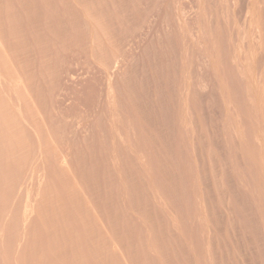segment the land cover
Masks as SVG:
<instances>
[{
    "label": "rangeland",
    "instance_id": "obj_1",
    "mask_svg": "<svg viewBox=\"0 0 264 264\" xmlns=\"http://www.w3.org/2000/svg\"><path fill=\"white\" fill-rule=\"evenodd\" d=\"M0 264H264V0H0Z\"/></svg>",
    "mask_w": 264,
    "mask_h": 264
},
{
    "label": "bare ground",
    "instance_id": "obj_2",
    "mask_svg": "<svg viewBox=\"0 0 264 264\" xmlns=\"http://www.w3.org/2000/svg\"><path fill=\"white\" fill-rule=\"evenodd\" d=\"M221 3V2H220ZM213 7V6H212ZM245 11V10H244ZM183 15V14H182ZM210 17V16H209ZM208 17V18H209ZM242 18V17H241ZM229 22H230V20H229ZM243 23V22H242ZM232 27V26H231ZM242 38V37H241ZM234 51V50H233ZM179 53V52H178ZM259 54V53H258ZM236 55V54H235ZM242 58V57H241ZM228 59V58H227ZM258 61V60H257ZM241 66V65H240ZM242 68V67H241ZM257 69V68H256ZM220 70V69H219ZM178 71V70H177ZM196 73V72H195ZM221 73V72H220ZM227 79V78H226ZM241 79V78H240ZM258 79V78H257ZM240 84V83H239ZM242 85V84H241ZM244 92V91H243ZM251 97V96H250ZM166 101V100H165ZM260 115V114H259ZM123 120V119H122ZM260 121V120H259ZM260 124H261V122H260ZM189 125V124H188ZM36 168V167H35ZM22 178V177H21ZM230 186V185H229ZM30 204V203H29ZM183 210V209H182ZM206 210V209H205ZM31 214V213H30ZM98 217V216H97Z\"/></svg>",
    "mask_w": 264,
    "mask_h": 264
}]
</instances>
